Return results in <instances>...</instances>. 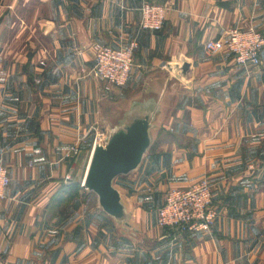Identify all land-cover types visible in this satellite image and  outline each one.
Wrapping results in <instances>:
<instances>
[{
    "label": "crops",
    "instance_id": "0c3cea01",
    "mask_svg": "<svg viewBox=\"0 0 264 264\" xmlns=\"http://www.w3.org/2000/svg\"><path fill=\"white\" fill-rule=\"evenodd\" d=\"M145 2L169 6L162 30L141 29ZM231 27L264 32V0H0V161L11 178L0 264H264V51L260 66L243 67L204 48ZM132 41L131 78L106 95L95 46ZM151 87L165 105L157 138L116 180L137 238L86 188L54 197L77 184L66 181L80 161L71 148L79 143L85 178L104 117ZM202 178L215 226L177 238L158 225V209L168 189Z\"/></svg>",
    "mask_w": 264,
    "mask_h": 264
},
{
    "label": "built area",
    "instance_id": "2783aa9c",
    "mask_svg": "<svg viewBox=\"0 0 264 264\" xmlns=\"http://www.w3.org/2000/svg\"><path fill=\"white\" fill-rule=\"evenodd\" d=\"M140 10L141 29L160 31L164 28L170 8L166 4L145 2ZM137 48L136 41L126 47L103 44L95 46L93 72L103 84V92L106 95L111 96L113 89H122L128 84L135 65L134 55ZM204 48L207 52L231 53L239 66L258 67L262 64L264 32L254 27H231L219 38L208 40ZM79 150V143L71 148L73 154H77ZM10 183L9 170L0 161V203L6 198ZM218 216L213 187L208 178H202L188 187L167 190L164 203L158 209V225L178 238L211 232Z\"/></svg>",
    "mask_w": 264,
    "mask_h": 264
},
{
    "label": "water",
    "instance_id": "95a60500",
    "mask_svg": "<svg viewBox=\"0 0 264 264\" xmlns=\"http://www.w3.org/2000/svg\"><path fill=\"white\" fill-rule=\"evenodd\" d=\"M189 66L187 62L183 65V75ZM164 112L163 93L155 87L127 103H117L104 117L108 124L106 135L96 143L83 181V186L97 195L99 207L134 237L138 232L135 213L116 180L141 166L157 138Z\"/></svg>",
    "mask_w": 264,
    "mask_h": 264
},
{
    "label": "rangeland",
    "instance_id": "374dc122",
    "mask_svg": "<svg viewBox=\"0 0 264 264\" xmlns=\"http://www.w3.org/2000/svg\"><path fill=\"white\" fill-rule=\"evenodd\" d=\"M105 137V136H104ZM104 137L102 138V139H104ZM102 141V140H101ZM79 147H80V145H79ZM71 151V150H70ZM74 152H70V154L71 155H76V156H79L80 157V161H81V157H82V155L81 154H83L82 153V151H81V149L79 150V152L77 153V154H73ZM79 161V163L77 162L76 163V165H75V170H74V172H73V174H71V175H67V178H70V179H67L66 178V181L69 183V182H75L76 181V183L80 186V188L81 189H85V187L83 186V181H84V178H83V175H84V171H85V167H86V165H81V162ZM84 164H86L85 163V161H84ZM127 179L128 178H123V177H120L119 178V180H118V182H117V184L118 185H122V183L124 182V181H127ZM125 188H127L126 186H124ZM86 190V189H85ZM128 190V189H127ZM120 229H121V231H123L122 230V228L121 227H119ZM139 232V231H138ZM137 232V233H138ZM122 233H124V234H127V235H129V236H131V237H134L133 235H132V232H128V233H125L124 231L122 232ZM135 237H137V238H139L138 237V235L137 236H135Z\"/></svg>",
    "mask_w": 264,
    "mask_h": 264
},
{
    "label": "trees",
    "instance_id": "16d2710c",
    "mask_svg": "<svg viewBox=\"0 0 264 264\" xmlns=\"http://www.w3.org/2000/svg\"><path fill=\"white\" fill-rule=\"evenodd\" d=\"M79 189L78 184H72L71 186H66L61 189L54 197V202L59 201L63 195L70 196L71 192L77 191Z\"/></svg>",
    "mask_w": 264,
    "mask_h": 264
}]
</instances>
